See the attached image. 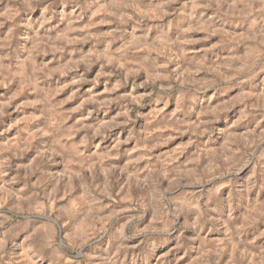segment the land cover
<instances>
[{
	"label": "rangeland",
	"instance_id": "rangeland-1",
	"mask_svg": "<svg viewBox=\"0 0 264 264\" xmlns=\"http://www.w3.org/2000/svg\"><path fill=\"white\" fill-rule=\"evenodd\" d=\"M0 264H264V0H0Z\"/></svg>",
	"mask_w": 264,
	"mask_h": 264
}]
</instances>
